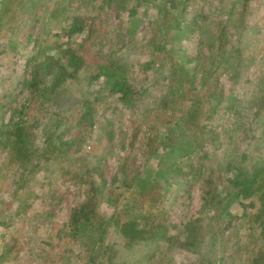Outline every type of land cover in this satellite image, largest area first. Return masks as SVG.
<instances>
[{
  "label": "trees",
  "instance_id": "obj_1",
  "mask_svg": "<svg viewBox=\"0 0 264 264\" xmlns=\"http://www.w3.org/2000/svg\"><path fill=\"white\" fill-rule=\"evenodd\" d=\"M49 1L0 0V30L8 22H16L15 17L24 13L36 22L46 24L33 39L29 33L26 35L28 43H32L35 49L31 55L23 56L21 53L19 56L24 61L23 72L28 71V76L23 74L17 79L16 93L0 92V193L7 194L11 203H17L15 211L11 212L13 215H6L3 209L6 201L0 198V228L12 223L13 217L24 221L39 217L42 225H51L53 215L49 213L25 216L32 209V200L36 199L30 188L33 177L39 172L43 173L42 178L47 173H58L61 182L68 181L76 187L81 200L70 209L65 227L51 234V225L45 237L40 239L48 249L39 247L38 251H30L41 264H52L53 257L59 264H150L161 245H164L160 248L164 251L179 245L184 251L200 254L198 243L203 242L204 228L210 233L209 252L216 253L215 244L220 241L221 229L223 232L231 230L236 236L241 227L230 217L229 208L233 204L256 207L254 215L242 224H247L248 234L257 229L255 243L238 246L236 244H241L242 238L236 237L233 247L238 257L221 255L218 260L200 255L197 264H264V161H255L248 167L247 153H236L238 149L233 141L235 137L242 141L254 138L243 135L246 131L243 124L248 118L252 119L251 122H258L256 128L264 126L261 116L264 115V74L257 78L256 89L246 101L237 99L231 92L225 95L219 84L221 75L229 76L235 84L244 62L254 59L243 58L238 46L250 27L245 24L250 0H201L200 9L193 5L197 0H71L54 2L52 8L47 5ZM40 3L43 5V17L38 20L34 18L36 13L33 9ZM140 4L155 10L153 21H147L151 34L144 41L148 59L140 68L145 75L148 71L153 75L158 71L166 74L167 82L165 94L155 101L158 109H143L142 115L136 105L150 84L135 90L131 66L110 56L107 59L109 66L97 65L95 73L86 75L87 63L82 53H77L71 45V39L80 35L83 38L77 44L78 48L85 50L87 41L92 45L96 36V20L100 12L107 9L126 14V26L122 28L118 21L114 32L127 37L126 44L133 45L137 28L142 24L137 8ZM52 28L59 30L52 37H65L66 43L50 42ZM8 30L14 33L17 28L13 26ZM231 33L236 35L234 42L231 41ZM192 36L197 37L199 48L195 57L189 56L183 48V42ZM23 49H27L26 44ZM263 58L264 55L261 58L264 62ZM98 80L109 97L115 96V101L130 111L131 124H135L130 136L120 129L116 133V127L109 123L107 111L121 112L120 108H109L105 102L99 111V104L103 102L99 95L101 91H90ZM67 84L77 87L80 96L77 105L69 114L53 111L50 96L63 90ZM220 105H224L223 112L229 114L225 121L228 124L223 125L222 132L227 136V145L233 147L224 153L220 167L214 171L207 163L206 153L200 149L207 138L213 148L218 149L219 137L202 121L211 120ZM31 107L40 116L32 114ZM99 116L104 117V122L98 121ZM139 118L141 121L137 123ZM47 125L43 140L38 143L36 132L40 126L44 128ZM176 126L184 133L178 134L174 129ZM160 128H164L162 137ZM94 130L98 137L107 138L104 149L110 152L105 155L87 152L82 146ZM261 136H264V131ZM138 149L148 159H157L159 163L145 175L126 180L124 171ZM125 150L124 164H120L108 179L107 158L115 157L118 162L120 153ZM179 151L182 157L175 155ZM177 158L187 160L183 167L177 165ZM227 174L231 176L227 177ZM170 179H178L187 187L186 193L196 185L203 193L199 212L187 219L180 232L173 234L170 230L176 227L168 221L163 208L158 207L164 199L160 192L165 191ZM127 192L136 194L132 201L125 196ZM21 194L25 197L22 198ZM144 203H147L146 208ZM104 204L112 208L108 216L101 212ZM212 221L221 229L215 231L205 225ZM111 228L120 235L126 251L143 247L144 255L133 263L116 261L118 251L114 244L102 242ZM231 233L228 232V238H231ZM179 234H185V238L180 240ZM9 239L0 246V264L17 260L22 249L16 244V237ZM220 244L225 245L224 251L226 244ZM56 247L60 248L58 252ZM72 247L78 251L72 253Z\"/></svg>",
  "mask_w": 264,
  "mask_h": 264
},
{
  "label": "rangeland",
  "instance_id": "obj_2",
  "mask_svg": "<svg viewBox=\"0 0 264 264\" xmlns=\"http://www.w3.org/2000/svg\"><path fill=\"white\" fill-rule=\"evenodd\" d=\"M63 1L67 3V1L71 0H50L48 2V6L52 8L54 2ZM226 1V0H225ZM197 3V4H195ZM193 2V5L200 9L202 5L201 0H197ZM204 6L203 8H206ZM43 5L40 3L36 9H33L35 12L34 18L41 20L43 17ZM138 8V17L142 19V24L137 28V36L133 45L126 44L127 37L121 36L118 32H114L116 28V23L119 21L118 25H121L122 28L126 26L127 17L126 14H117L113 12L111 9L103 10L100 12L98 20H96L95 28V38L92 41H87L85 50L78 48L77 44H79L80 40L83 36H76L71 39V45L77 53H82L84 61L87 63L88 72L86 75L96 72V66L99 65L101 67L109 66V61H107L108 56L116 61H121L127 65L131 66L130 72L132 74L133 80V88L138 91L139 86L142 88V85H148V89L145 93L142 94L138 99V104L136 108H140L139 114L143 109H151V111L157 110V105L155 101L158 98H161L166 91L167 82L165 80V75L160 71L156 72L154 75L149 71L147 75L142 72L140 65L148 59V52L144 47V41L151 34V30L147 28V21H153L155 10L153 8H149L143 5L137 6ZM239 9V7H238ZM208 10V8H207ZM206 10V11H207ZM245 24L248 25L249 29L244 32L241 40L238 43V46L242 50L243 58L252 59L251 61L244 62V68L239 75L238 81L233 84L229 79V76L221 75L219 79V84L221 85L224 94L232 93L237 99H241L246 101L250 97V93L255 91L256 89V80L258 77L264 74V62L261 59L264 55V0H250L249 2V10L247 11ZM145 17V19H144ZM16 22L13 24L7 23L4 28L0 30V92L6 90L11 93L17 92V79L20 76H28V71L23 72V63L24 61L20 59L19 56H27L34 53V45L32 43H28V39H26L27 33L31 36V39L40 34V29H42L46 24L45 22H36V20L30 18L27 13L21 14L15 17ZM8 21V20H6ZM22 22H25L22 23ZM117 25V26H118ZM16 27L17 30L12 33L8 30V28ZM32 28V30H29ZM59 30L57 28H52L50 32V42L57 41L58 43H66L67 39L62 37L60 39H54L52 35L58 33ZM231 41H236V35L231 33ZM95 42V44H93ZM27 46V49H23V45ZM183 48L187 52V54L191 57H195L199 53V48L197 46V37L192 36L190 40L183 42ZM22 53V54H21ZM264 59V58H263ZM65 61V60H64ZM85 74V72H83ZM157 81V82H156ZM155 82V84H153ZM84 86V85H83ZM76 86L71 84H67L64 86V89L56 92L55 94L50 96V107L54 111L62 112L69 114L70 110L73 109L79 99V93L76 91ZM100 90V96H102L103 102H100L99 107L101 108L99 111H102L103 105L105 102H108V107L119 110L121 112H111L107 111V117L110 119L109 123L116 127L115 132L118 133L119 129L122 131H126L130 136L132 129L134 128L131 124V113L126 109L122 108V106L115 101L116 97H109L107 91L100 87V81H95L90 88L91 93L94 91ZM20 98H17L19 101ZM187 103H184L186 105ZM182 105V106H184ZM225 105V104H224ZM220 105L219 110L212 116L211 120L202 121V123L208 125L212 130L216 132L217 137H219L220 147L218 149H214L213 146L209 142V138L204 141L200 152H204L207 155V163L211 166L214 171H217L219 163L222 161L224 157V153L228 152L233 146L227 145L228 139L227 136L223 134L222 128L223 125H227L225 121L228 118V113L223 112V106ZM30 112L32 114H38L36 117L40 116V113H37L33 107H31ZM158 112V111H157ZM159 113V112H158ZM100 115V114H99ZM153 115V112L150 114V118ZM262 118L264 115L261 114ZM71 117V115H70ZM139 117V116H138ZM7 120V118H6ZM251 118H248L243 125L246 127V131L243 132L244 136L254 137L253 139L242 141L240 138L235 137L234 143H236V148L238 152L241 153L244 151L247 153L249 160L247 162V166L250 167L255 161H264V136H261L262 131H264V126H256L258 122H251ZM98 121L104 122V117L99 116ZM141 119L139 118L136 122L140 123ZM100 124H98L99 126ZM49 125L43 128L40 126L37 135V142L43 140V134L47 131ZM141 129L142 125H141ZM178 134L184 133V131L176 126L174 128ZM243 129V127H241ZM61 130H59L60 132ZM164 134V128L159 129V135ZM71 135V134H70ZM70 137V136H69ZM232 137V136H231ZM260 137L262 139H260ZM140 138V136H139ZM128 141V139H127ZM84 144V145H83ZM85 151L96 153L97 155L110 152L104 149V146L107 145L106 136L98 137L97 132L91 134L88 140L83 143ZM87 146V147H86ZM109 148L114 149L113 145H109ZM143 149H146L144 146ZM114 152V151H113ZM163 151H160V154ZM177 153V152H176ZM175 154V153H174ZM182 153L180 151L178 154H175L177 157H182ZM127 155V150L125 152H121L119 155L120 160L115 161V157H108L107 166H108V179H110L116 170H118L120 164L123 165V158ZM187 162L185 158H177V165L183 167ZM159 160L157 159H148V157L142 154V151L138 149L135 151L134 156L129 160L127 168L124 171V175L126 180L133 179L136 175H145L146 171H152L156 165H158ZM118 167V168H117ZM43 173L39 172L30 182V188L35 193L36 199L32 201V209L27 213L25 217L32 216L33 214H42L49 213L53 215L50 219L52 221V232L54 234L57 230L62 229L66 226L68 213L72 207H74L80 200L81 196L78 193L76 187L68 181H60V174L55 173H47L45 178H42ZM227 177L231 176L230 174L226 175ZM162 181V180H159ZM163 183V181H162ZM161 194H164V199L161 202V205L158 207H162L165 211V215L170 223H172L176 228H172L170 233H176L181 231V227L187 221L189 217H194L203 204L202 192L198 185L191 188L189 193L187 192V187L183 184H180L178 179H170L167 182V186H165ZM136 194H131L130 192L125 193L128 201H132L135 198ZM21 197H25L24 194H21ZM0 198L5 199V203L3 205V209L5 214H12L11 212L15 211L17 203H11L10 198L5 193H0ZM138 201L140 202V197L137 196ZM132 199V200H131ZM248 202V201H247ZM247 202H245L247 204ZM257 205V204H256ZM144 207H147V203H144ZM101 212L105 215H110L112 213V208L107 207V205L101 206ZM155 211L156 210H152ZM229 212L231 214V218L236 220L237 223H240L241 227L239 228L237 235H233L231 230H225L224 232L220 227L214 226V221L206 222V226L208 228H212L216 231L217 229H221L220 234V243L226 244L221 245L219 242L215 244V248H217L216 253H210L209 247V239L210 233L209 229H203V242L198 243V248L200 249V254L195 252L184 251L179 248V245H175L174 249L164 251V245H161L157 251H155V257L152 263L150 264H197L200 255L205 258L216 257L218 260L222 255L225 258L233 256L238 257V253L234 251L236 248L233 247L235 245V238H239L241 236L242 243L236 245H253L255 242L257 235V229L248 234V230L246 229L247 224L242 225L243 222H248L249 218L254 215L256 212V207H242L238 204H233L229 208ZM49 224L45 223L42 225V219L37 217L30 221L20 220L17 217H13L12 223L6 228H0V246L2 242L6 240L9 241L10 237H16L17 245L22 247L19 252V257L17 260H11L10 263L4 264H41L40 260L36 261V258L32 256L34 251H38L39 247L42 249H48L46 245L40 243V239L45 237L47 230L50 229ZM35 226V227H34ZM37 230H36V229ZM228 232L231 233V238H228ZM180 240L185 238V234L178 235ZM103 244H114V249L118 251L115 259L119 262H127L133 263L136 262L143 256L145 248L143 247H135L131 251H126L123 247V240L120 235L113 230V228L109 229L108 232L102 238ZM221 245V246H218ZM255 245H258L256 243ZM62 249V245H59ZM60 248L56 247V251L58 252ZM73 249V250H72ZM71 251L77 252V248L72 247ZM1 250V247H0ZM33 251L30 254V251ZM223 251V253H222ZM38 254V252H36ZM146 255V254H145ZM52 264H59L57 258H52Z\"/></svg>",
  "mask_w": 264,
  "mask_h": 264
}]
</instances>
